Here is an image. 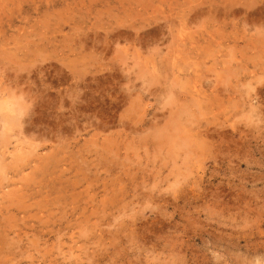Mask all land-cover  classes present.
<instances>
[{
	"label": "rangeland",
	"instance_id": "rangeland-1",
	"mask_svg": "<svg viewBox=\"0 0 264 264\" xmlns=\"http://www.w3.org/2000/svg\"><path fill=\"white\" fill-rule=\"evenodd\" d=\"M0 264H264V0H0Z\"/></svg>",
	"mask_w": 264,
	"mask_h": 264
},
{
	"label": "bare ground",
	"instance_id": "bare-ground-1",
	"mask_svg": "<svg viewBox=\"0 0 264 264\" xmlns=\"http://www.w3.org/2000/svg\"><path fill=\"white\" fill-rule=\"evenodd\" d=\"M193 18V17H192ZM156 19V18H155ZM158 20V19H157ZM180 20V19H179ZM192 20V19H191ZM169 21V20H168ZM195 21H197V20H195ZM188 22V21H187ZM193 24V23H192ZM160 26V25H159ZM151 27V26H150ZM163 27V26H162ZM253 27V26H252ZM116 28V27H115ZM120 28V27H119ZM133 29V28H132ZM134 31V30H133ZM137 31V30H136ZM138 32V31H137ZM170 33H171V31H170ZM97 36V35H96ZM138 39V38H137ZM174 39V38H173ZM178 39V38H177ZM177 41H179V42H181V40H177ZM189 43V42H188ZM99 44V43H98ZM246 44V43H245ZM195 45V44H194ZM248 45V44H247ZM196 46V45H195ZM187 47V46H186ZM186 49V48H185ZM235 50V49H234ZM249 50V49H248ZM235 52V51H234ZM233 53V52H232ZM239 53V52H238ZM255 55V54H254ZM176 65V64H175ZM250 85V84H249ZM253 88V87H252ZM194 103V102H193ZM188 110V109H187ZM193 117V116H192ZM186 146V145H185ZM16 151V150H15ZM18 152V151H17ZM19 153V152H18ZM10 156H12V155H10ZM13 157V156H12ZM12 159H14V158H12ZM15 160V159H14ZM5 165V164H4ZM40 222V221H39ZM94 225V224H93ZM81 229V228H80ZM71 251V250H70ZM62 253V252H61Z\"/></svg>",
	"mask_w": 264,
	"mask_h": 264
}]
</instances>
